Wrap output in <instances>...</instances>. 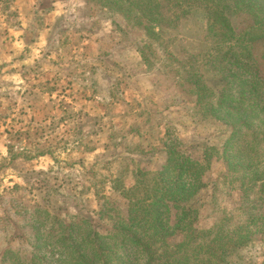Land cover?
Segmentation results:
<instances>
[{
    "label": "rangeland",
    "instance_id": "rangeland-1",
    "mask_svg": "<svg viewBox=\"0 0 264 264\" xmlns=\"http://www.w3.org/2000/svg\"><path fill=\"white\" fill-rule=\"evenodd\" d=\"M157 1L150 40L91 0H0V264L58 262L35 247L37 222L111 232L124 191L168 151L200 164L199 239H246L229 264H264V47L218 38L201 6ZM253 24L234 12L237 33Z\"/></svg>",
    "mask_w": 264,
    "mask_h": 264
},
{
    "label": "trees",
    "instance_id": "trees-1",
    "mask_svg": "<svg viewBox=\"0 0 264 264\" xmlns=\"http://www.w3.org/2000/svg\"><path fill=\"white\" fill-rule=\"evenodd\" d=\"M91 1L103 9H114L129 26L141 27L150 40L157 38V29L163 26L159 13L161 5L157 0ZM181 2L205 8L209 27L218 38L264 47V0ZM234 12L254 21L250 30L235 31ZM138 52L143 62L151 65L153 52L147 47L139 48ZM228 161L226 164H231ZM199 166L197 162L177 156L175 151H168L161 171L154 173L152 179L124 191L126 213L115 218L111 232L100 235L89 226L82 230L74 221L68 224L53 218L47 235L40 232V223L32 224V231L39 235L35 247L38 250L43 245L56 248L59 251L56 264H229L232 252L246 247L248 240L239 239L215 248L216 240L199 239L201 231L195 226L198 210L191 204L195 191L201 187L199 172H196ZM45 215L50 218L47 213ZM13 264L45 263L43 257L33 254L30 260Z\"/></svg>",
    "mask_w": 264,
    "mask_h": 264
}]
</instances>
